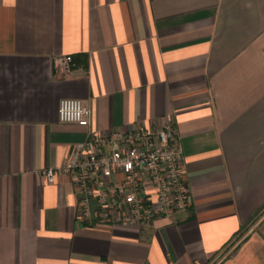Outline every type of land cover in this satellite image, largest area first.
<instances>
[{
    "label": "crops",
    "instance_id": "1",
    "mask_svg": "<svg viewBox=\"0 0 264 264\" xmlns=\"http://www.w3.org/2000/svg\"><path fill=\"white\" fill-rule=\"evenodd\" d=\"M142 122L178 128L189 209L85 223L44 168ZM0 264H264V0H0Z\"/></svg>",
    "mask_w": 264,
    "mask_h": 264
},
{
    "label": "built area",
    "instance_id": "2",
    "mask_svg": "<svg viewBox=\"0 0 264 264\" xmlns=\"http://www.w3.org/2000/svg\"><path fill=\"white\" fill-rule=\"evenodd\" d=\"M58 63L68 72L76 65L72 55ZM58 112L63 122L90 125L92 109L79 98L61 99ZM43 173L51 182L59 173L73 177L83 196L80 218L87 224L142 226L154 218H172L191 205L179 130L170 122L95 133L78 143L63 164L45 167Z\"/></svg>",
    "mask_w": 264,
    "mask_h": 264
}]
</instances>
